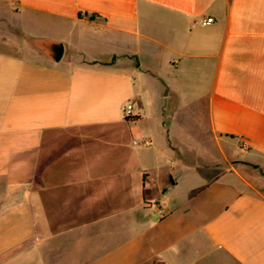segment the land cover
Here are the masks:
<instances>
[{"label": "crops", "instance_id": "obj_1", "mask_svg": "<svg viewBox=\"0 0 264 264\" xmlns=\"http://www.w3.org/2000/svg\"><path fill=\"white\" fill-rule=\"evenodd\" d=\"M0 264H264V0H0Z\"/></svg>", "mask_w": 264, "mask_h": 264}, {"label": "built area", "instance_id": "obj_2", "mask_svg": "<svg viewBox=\"0 0 264 264\" xmlns=\"http://www.w3.org/2000/svg\"><path fill=\"white\" fill-rule=\"evenodd\" d=\"M214 22V19L213 18H211V17H207L206 19H204L203 21H202V25H209V24H211V23H213ZM131 110H132V106L131 105H128L127 107H126V109H125V114L127 115V116H130L131 115ZM134 144H137V142H134ZM141 144L142 145H147L148 144V141H147V139H143L142 140V142H141Z\"/></svg>", "mask_w": 264, "mask_h": 264}, {"label": "water", "instance_id": "obj_3", "mask_svg": "<svg viewBox=\"0 0 264 264\" xmlns=\"http://www.w3.org/2000/svg\"><path fill=\"white\" fill-rule=\"evenodd\" d=\"M63 54V48L60 46L58 49H56V60H60V58L62 57Z\"/></svg>", "mask_w": 264, "mask_h": 264}, {"label": "rangeland", "instance_id": "obj_4", "mask_svg": "<svg viewBox=\"0 0 264 264\" xmlns=\"http://www.w3.org/2000/svg\"><path fill=\"white\" fill-rule=\"evenodd\" d=\"M181 123H182V122H181ZM183 123H184V124H187L186 121H184ZM230 151H231V146L229 145V153H230ZM234 162H235L234 159H229V165H230V163H231V164H234ZM229 167H230V166H229Z\"/></svg>", "mask_w": 264, "mask_h": 264}]
</instances>
